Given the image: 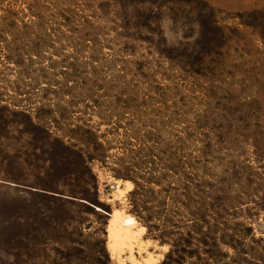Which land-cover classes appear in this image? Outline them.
<instances>
[{
  "label": "rangeland",
  "instance_id": "374dc122",
  "mask_svg": "<svg viewBox=\"0 0 264 264\" xmlns=\"http://www.w3.org/2000/svg\"><path fill=\"white\" fill-rule=\"evenodd\" d=\"M132 254L264 264V0H0V264Z\"/></svg>",
  "mask_w": 264,
  "mask_h": 264
},
{
  "label": "bare ground",
  "instance_id": "6f19581e",
  "mask_svg": "<svg viewBox=\"0 0 264 264\" xmlns=\"http://www.w3.org/2000/svg\"><path fill=\"white\" fill-rule=\"evenodd\" d=\"M125 182L128 189L129 190L132 189L133 184L130 181H125ZM120 191H122V189H120ZM137 224L138 221L134 216L129 214L125 215L121 211H119V209L114 211L110 219V224L108 228L109 239L114 249L118 244L123 246L124 245L131 246L137 240L138 235L136 234L137 232L135 231ZM141 229L143 231L145 230L144 227H142ZM131 263L155 264L152 257H149L145 259V261L141 262L136 257H134L133 254L131 256Z\"/></svg>",
  "mask_w": 264,
  "mask_h": 264
}]
</instances>
